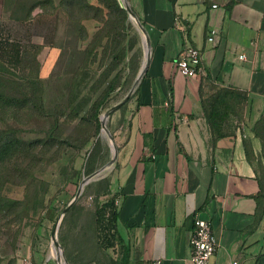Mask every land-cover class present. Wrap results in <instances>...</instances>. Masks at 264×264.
Listing matches in <instances>:
<instances>
[{"label":"crops","instance_id":"crops-1","mask_svg":"<svg viewBox=\"0 0 264 264\" xmlns=\"http://www.w3.org/2000/svg\"><path fill=\"white\" fill-rule=\"evenodd\" d=\"M129 2L149 45L112 179L130 261L191 264L200 217L217 240L212 264H264V0ZM186 45L200 49L196 78L176 67ZM219 88L246 99L216 138L202 99Z\"/></svg>","mask_w":264,"mask_h":264},{"label":"rangeland","instance_id":"rangeland-1","mask_svg":"<svg viewBox=\"0 0 264 264\" xmlns=\"http://www.w3.org/2000/svg\"><path fill=\"white\" fill-rule=\"evenodd\" d=\"M60 1L20 20L12 0H0V130L19 143L0 161V264L25 256L58 264L54 233L67 264H116L122 257L119 231L107 228L109 211L96 209L116 195L112 179L144 63L143 33L129 0L135 19L104 0H79L92 5L82 11L77 0L65 8ZM127 96L106 121L115 161L61 217L82 179L112 159L100 115Z\"/></svg>","mask_w":264,"mask_h":264},{"label":"trees","instance_id":"trees-1","mask_svg":"<svg viewBox=\"0 0 264 264\" xmlns=\"http://www.w3.org/2000/svg\"><path fill=\"white\" fill-rule=\"evenodd\" d=\"M78 1V8L80 11L85 10L87 8H91L92 5L89 3H83L82 1ZM75 0H61L59 6L65 8L66 6L74 4ZM108 5H112L115 8L122 10V7L118 4L117 0H104ZM12 3L17 7L16 11H12L15 18L20 20H29L33 17V10L37 6L44 7L45 3H51L52 0H12ZM11 4V1L8 2ZM14 9V8H13ZM12 9V10H13ZM124 13V11H123ZM137 88L133 95L136 93ZM132 95V96H133ZM246 99L245 93L232 89V88H219L214 92L211 96H208L205 99H202V106L204 109L206 120L211 127L212 131L215 132L216 138L223 136L224 133L221 131V123L225 121L228 117V112L233 114L236 119H240L241 115L239 114V104L243 103ZM101 99L98 102V105L95 109V115H98V106L100 105ZM239 124L242 122L238 120ZM6 132L0 130V161H2L5 157H7L11 151L19 147L18 141L15 139L7 137ZM258 196H262V189H260V193ZM115 199L117 196L111 198L109 201L101 204L96 209V213L102 214L104 211H109L110 218L108 219L107 228H113L115 232H118L117 222L119 219V206L115 205ZM118 242L121 243L123 252L121 260L116 264H152L148 261H130V248L127 244H125L118 235Z\"/></svg>","mask_w":264,"mask_h":264},{"label":"built area","instance_id":"built-area-1","mask_svg":"<svg viewBox=\"0 0 264 264\" xmlns=\"http://www.w3.org/2000/svg\"><path fill=\"white\" fill-rule=\"evenodd\" d=\"M217 30L211 28L207 41H212ZM240 59L244 54L239 55ZM177 70L184 76L196 78L200 73L201 53L200 49L192 45H186L176 58ZM242 124V122L240 123ZM194 228L189 238V261L191 264H212V256L217 249V240L213 234L210 223L200 217L194 218ZM18 264H34L29 256L23 257ZM236 264V262H233Z\"/></svg>","mask_w":264,"mask_h":264},{"label":"bare ground","instance_id":"bare-ground-1","mask_svg":"<svg viewBox=\"0 0 264 264\" xmlns=\"http://www.w3.org/2000/svg\"><path fill=\"white\" fill-rule=\"evenodd\" d=\"M122 1L124 2V0H122ZM133 18L135 19V17H133ZM135 22H136V19H135ZM141 30H142V33H143V45H144V53H145L144 58H143L144 59L143 67H144L146 65V63H147L148 56H149V45H148V41H147L146 32L143 29H141ZM108 111H109V109L107 111L103 112L100 115V118H101V120L103 122L102 135H106V136H108V129L106 127V121L108 119ZM108 138H109V136H108ZM109 141H110L111 150H112L111 151L112 152V160L108 164L105 165V167L98 173L97 176H99V175L103 174L104 172H106L109 169V167L111 166V164L113 163L114 159L117 157L116 146H115L113 140H110V138H109ZM51 255L56 260V262L58 264H65V260L63 258V254H62V252L60 250V247L57 244L56 233H55L54 238L52 240Z\"/></svg>","mask_w":264,"mask_h":264},{"label":"water","instance_id":"water-1","mask_svg":"<svg viewBox=\"0 0 264 264\" xmlns=\"http://www.w3.org/2000/svg\"><path fill=\"white\" fill-rule=\"evenodd\" d=\"M120 3H121V7L127 11V13H128V15H129L130 18H131V17H136L135 13H134V12L132 11V9L130 8V6H129L127 0H124V2H123L122 0H120ZM136 23L139 25V27H140L141 29H143V30L145 31L144 26L140 23V21H139V19H138L137 17H136ZM146 65H147V63H146ZM146 65H145L144 67L142 66V69H141V71H140V73H139V75H138V77H137V79H136V81H135V83H134V85H133V87H132V90L138 85L140 79L142 78V76H143V74H144V72H145V69H146ZM127 99H128V96H127L126 98H124L122 101H120L118 104H116L115 106L109 108L108 116H109V114H110L113 110H115L118 106H120V105H121L124 101H126ZM100 122H101V125H102V127H103V122H102L101 118H100ZM102 127H101V129H102ZM108 136H109L110 140H112V137H111L109 131H108ZM115 159H116V158H115ZM115 159H114V161H115ZM111 160H112V159H111ZM111 160H110V161H111ZM114 161H113V162H114ZM107 164H108V163H107ZM105 165H106V164H105ZM105 165L102 166V167H100L99 169L95 170L94 172H92L91 174H89L88 176H86V177H84V178L82 179V181H81V183H80V185H79V187H78V191H77L76 196L74 197V199H72V201H71V202L66 206V208L63 210V212H62V214H61V217L63 216V214L65 213V211L70 207V205L73 203V201H74V200L76 199V197L79 195V193L82 191L84 185L87 184L91 179L95 178V177L98 175V173H99V172L105 167ZM61 217H60V218H61ZM59 220H60V219H59ZM54 235H55V233L53 234L52 240H53V238H54ZM57 244H58V241H57ZM58 246L60 247L59 244H58ZM60 250H61V252H62V248H61V247H60ZM65 264H67L66 261H65Z\"/></svg>","mask_w":264,"mask_h":264}]
</instances>
